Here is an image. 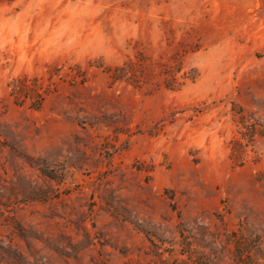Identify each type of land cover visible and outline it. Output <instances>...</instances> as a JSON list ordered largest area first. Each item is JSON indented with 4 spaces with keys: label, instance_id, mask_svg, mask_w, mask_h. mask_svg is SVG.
I'll use <instances>...</instances> for the list:
<instances>
[{
    "label": "rangeland",
    "instance_id": "374dc122",
    "mask_svg": "<svg viewBox=\"0 0 264 264\" xmlns=\"http://www.w3.org/2000/svg\"><path fill=\"white\" fill-rule=\"evenodd\" d=\"M0 264H264V0H0Z\"/></svg>",
    "mask_w": 264,
    "mask_h": 264
}]
</instances>
